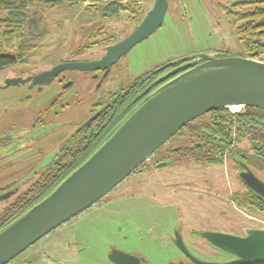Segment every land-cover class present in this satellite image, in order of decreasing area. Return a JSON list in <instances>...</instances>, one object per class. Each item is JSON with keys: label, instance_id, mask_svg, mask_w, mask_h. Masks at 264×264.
<instances>
[{"label": "rangeland", "instance_id": "1", "mask_svg": "<svg viewBox=\"0 0 264 264\" xmlns=\"http://www.w3.org/2000/svg\"><path fill=\"white\" fill-rule=\"evenodd\" d=\"M154 3L155 0H148L138 7L144 11V17ZM79 6L62 2L51 7L44 2L33 1L30 14H39L40 37L27 40L29 43L26 45L30 44V49L23 55L26 65L23 63L19 64L20 67L0 71V83L3 73L14 75L16 70L40 71L68 57L72 50L86 52L85 58L91 57L87 50H95V56L99 57L105 52L109 37L115 40L127 37L141 23L134 24L127 14L104 21L98 14L88 11V7ZM99 29L104 30L103 35L97 34ZM42 33L45 35L41 36ZM18 44L7 43L5 48L16 53ZM215 51L242 56L233 29L213 0H171L162 27L121 57L104 81L103 89L107 92L124 88L167 61ZM19 91L17 87L0 91V106L12 111L17 100L14 95ZM93 93L94 83L82 84L78 89L74 87L66 96L73 97L70 101L72 106L61 110L59 105L54 110L58 115L52 114L49 119L51 125L30 133L31 138L45 134L43 137H47V141L37 145L35 153L13 164L17 166L20 161L26 162L25 167H21L26 172L20 176L24 175L28 180L30 169H39L52 158L49 155L59 146L56 143L57 131L67 137L89 116ZM74 101L76 104L73 106ZM241 111L231 110L232 113ZM6 122L8 124L7 118L2 121L5 125ZM188 138L187 134L179 139L174 135L170 143L172 146L184 145ZM28 142L31 147L36 144L34 140ZM242 146L245 150L246 146ZM164 147L155 152L157 161L165 158ZM169 157L177 160V164L130 174L89 209L52 230L8 264H113L108 259L112 249L137 254L148 264L187 262L174 242L176 232L182 234L188 250L197 259L215 263L232 260L233 256L213 247L199 233L209 230L240 236L246 228L264 227L260 226L264 223L260 216L248 211L240 212L218 201V195L224 196L228 190L236 189L232 174L230 179L226 178L227 171H231L230 161L222 167L204 161L195 162L187 156L179 157L176 152H171ZM146 165L143 163L140 168L145 170ZM4 169H9L7 163ZM2 178L4 174L0 167ZM36 178L23 183L25 186L19 192L26 190ZM12 180L0 182V195L7 191ZM16 183L20 185L21 181ZM17 195L0 201V215Z\"/></svg>", "mask_w": 264, "mask_h": 264}, {"label": "water", "instance_id": "2", "mask_svg": "<svg viewBox=\"0 0 264 264\" xmlns=\"http://www.w3.org/2000/svg\"><path fill=\"white\" fill-rule=\"evenodd\" d=\"M167 10V0H155L139 26L128 37L108 47L101 60L58 65L33 77V86L49 84L63 70L108 72L121 57L162 27ZM41 30L39 26V34ZM199 57L204 62L159 87L48 197L0 232V264H8L52 230L89 209L172 136L199 117L216 110H229V107H241L240 111L246 107L264 109L263 61L240 56L218 58L206 53L199 54ZM30 79L11 81L16 84ZM99 114L91 117L81 128L89 126ZM167 165L168 162H163L158 167ZM251 173L246 169L240 177L264 202V171L258 172L259 178ZM12 195L13 192L4 194L0 201ZM200 236L235 259L224 263L201 261L190 253L182 234L176 232L174 242L189 264H264V227L250 229L246 236L209 230L200 232ZM108 259L113 264H148L136 254L117 249L111 250ZM187 262L180 260L171 264Z\"/></svg>", "mask_w": 264, "mask_h": 264}, {"label": "trees", "instance_id": "3", "mask_svg": "<svg viewBox=\"0 0 264 264\" xmlns=\"http://www.w3.org/2000/svg\"><path fill=\"white\" fill-rule=\"evenodd\" d=\"M33 1L44 2L51 7H56L62 2L69 3L74 7L79 6L77 0H0V70L23 60V55L30 49V44L26 45L29 43L27 40L40 37L38 34L39 23H41L38 18L39 14H35V12L33 15L30 14V5ZM239 1L213 0L238 39L242 51L240 57L264 62V0H245L243 3ZM228 4L233 6L229 7ZM87 10L98 14L104 21L117 19L122 14H127L131 21L137 24L144 17V11L136 6L110 5L100 8L88 7ZM45 33H42L41 36H44ZM97 33L103 35L104 30L99 29ZM114 40L115 38H111L109 41ZM15 42L20 43L16 53L5 48L7 43ZM199 54L167 61L144 76L136 78L128 89H122L120 93H117L113 99L115 102H113L111 110H108L102 118L100 117L101 119L94 125L75 132L70 137L73 139L61 146L57 155L39 173L30 187L14 203L6 207L0 217V232L48 197L119 129L133 112L158 89H155L157 78L155 74L168 72L170 77L177 76L204 62ZM206 54L218 58L231 56L221 51L207 52ZM213 120L219 121L223 125V130L229 126L230 132L235 134L238 141L246 146V153L253 152L264 161V109L253 107H246L239 113L216 110L211 112L208 120L203 121L202 118H199L189 123L176 134L177 138L187 134L190 144L203 142V147L190 149L188 145L178 143L176 145L178 153L186 152L197 155L196 162L207 160L206 147L210 144L208 140L215 138L219 129L213 126ZM220 163L223 164V159L220 160ZM209 164L215 163L212 161ZM258 216L263 217L259 214Z\"/></svg>", "mask_w": 264, "mask_h": 264}, {"label": "flooded vegetation", "instance_id": "4", "mask_svg": "<svg viewBox=\"0 0 264 264\" xmlns=\"http://www.w3.org/2000/svg\"><path fill=\"white\" fill-rule=\"evenodd\" d=\"M167 1L169 8V4L171 0H167ZM239 2L243 3L245 2V0H240ZM228 6L230 7L233 5L228 4ZM40 24L41 23H39V25ZM111 38L112 37L108 38L106 42L107 44L105 45V52L99 57L95 56L94 54L95 50H87V52L91 54L90 58H85L84 53L86 52L72 50L69 53L68 57L61 58L53 62L46 69H42L40 71H33L30 69L28 71L16 70V72H14V75L13 74L5 75L3 73L2 80L0 83V91L5 90L9 87H17L18 89H20V91L16 92L14 95L15 99L17 100L15 102L16 106L13 109H11L12 111H8V108L5 106H0V165H1L0 167L2 168L4 174V178L0 179L1 180L0 182L4 180H8L9 178L13 179L11 186L7 189L6 192L2 193L0 196L13 192V195L18 194L17 195L18 198L22 193H24L34 181L28 186L26 190H24L23 192H19L20 189H22L25 186V185L23 186V183L26 184L28 180L34 177L36 178L39 175V173L43 169H45V167L57 155V153L61 149V146H64L63 144H65L67 141L69 140L71 141L73 138L70 139V137H72L75 132H78L80 129H82L81 126L85 122H87L94 115L100 113L99 116L95 120H93V122L89 126H92L95 123H97V121L101 119L104 116V114L107 113L108 110H111L114 104L113 102H115V100L113 99L115 98L116 94L120 93L122 89L126 90L128 89V87L131 86L133 82H131L129 85L125 86L124 88H120L115 91L113 90L107 92L104 91L103 89L104 81L109 78L113 66L118 61L111 66L108 72L107 70H94V71L63 70L59 74L55 75L53 80L49 84H38L33 86L32 83L33 77L40 75L41 73L50 71L58 65L67 64V63H93L101 60L106 55L108 47L119 43L126 37L120 40H114L110 42L109 40ZM23 63L24 64L26 63L24 59L19 60L16 64L1 69L0 71H4L5 69L8 68L14 69L16 67H20L19 64H23ZM144 74L140 76H144ZM169 74L170 73L168 72H158L157 74H155L157 76L155 89L161 87L163 84H165L166 82H168L169 80L175 77V76L170 77ZM28 78H31L30 81H27L25 83H22L20 81L19 83L14 84L13 81H11L13 79H21L25 81ZM8 81L9 84L7 85ZM93 83H94V93L92 97L93 99L92 103L89 101L90 102L89 116L81 124H79L76 128H74L70 133H68L67 137L64 136L65 133L61 131H57L56 135H58V138H56V140L58 142L56 143H58L57 146L58 145L59 146L51 155H49L52 156V158L47 160L45 164L39 169H34V170L30 169L31 172H29L27 175L29 177L28 180H26L23 177L24 175L20 176L19 174L26 170V169L25 170L21 169V167H25L24 165L26 162L20 161L17 166L16 165L13 166V164L14 163L17 164L18 159L26 157L27 155L29 156L32 153H35L37 145L38 146L40 144L42 145L44 142L47 141V137H43L45 134H41L40 136L31 138L33 136H31L30 133L34 132L36 129H39L40 127H45V125H51L52 121H50L49 119L51 118V116H53L52 114H55V116L58 115V112L54 110L59 105L62 108L61 110H65V107L70 108V106H72L71 100L73 97L71 95H69L68 97L66 96L67 93L71 91L74 87L78 89L82 84L93 85ZM47 103L49 104L47 105ZM75 104L76 101L73 102V106ZM208 116L209 117L211 116V112L199 118L200 119L202 118V120L204 121V120H208ZM5 118H7L8 120V124L6 122V125L2 123V121ZM213 121H214L213 126L218 127L219 129L217 130V134L215 138H209L208 141L210 142V144L206 147L208 159L203 161L205 163H210L213 161L215 165H221L222 167L225 164L228 165L230 161L231 171H227L228 176L226 178L230 179L229 175L232 174L234 181L237 183L236 189L232 188L228 190L227 194L224 196L218 195L217 196V198L219 199L218 201H221L222 203H225L228 206L240 212L248 211V213L252 215L258 216L259 214L264 217V202L258 196H256V194L253 191H251L247 187V185L240 177L243 171L249 169V171L252 172L251 173L252 175H255L257 178H259L258 172L264 171V161L261 160L260 156L253 154V152L248 151V153H246L247 148L245 150L242 148L243 147L242 143L238 141L235 134L230 132L229 126L226 130H223V125L220 124L219 121H215V120ZM29 140L36 141V144H34L32 147L29 146L30 145V143L28 142ZM78 140H80L79 137ZM185 141L186 143L184 145L185 146L188 145L190 149L194 147H199V148L203 147V142L190 144L188 139H186ZM162 146H165L163 148V150L165 151V158H162L161 160L157 161L156 154L154 153L144 162L147 163L146 165L147 169L143 170L139 167L137 168V170L133 172V174H141L144 171L151 172L152 168H158V169L165 168L168 165H171L172 163L177 164V160H173L172 158L169 157L171 152H176L179 157L187 156L195 162L197 160L196 159V157H198L197 155L188 154L186 152L178 153V146H172V144L170 143V139L167 142H165ZM221 159H223V164L220 163ZM163 162H168V165L165 167H158V165ZM6 163L8 164L9 169H4ZM18 180L21 181L20 185L16 183ZM7 199H5V201ZM16 199L12 203H14ZM2 214L0 215V217L2 216ZM260 226H264V225H260ZM259 228L262 227L254 226L252 228H246L240 236H246L248 230L250 229H259ZM233 259H235V257L232 258V260ZM186 264H189V262H187Z\"/></svg>", "mask_w": 264, "mask_h": 264}, {"label": "built area", "instance_id": "5", "mask_svg": "<svg viewBox=\"0 0 264 264\" xmlns=\"http://www.w3.org/2000/svg\"><path fill=\"white\" fill-rule=\"evenodd\" d=\"M146 2H148V0H77L78 4L85 7H107L110 5L142 7Z\"/></svg>", "mask_w": 264, "mask_h": 264}, {"label": "bare ground", "instance_id": "6", "mask_svg": "<svg viewBox=\"0 0 264 264\" xmlns=\"http://www.w3.org/2000/svg\"><path fill=\"white\" fill-rule=\"evenodd\" d=\"M241 109V107H229V110L237 111Z\"/></svg>", "mask_w": 264, "mask_h": 264}]
</instances>
